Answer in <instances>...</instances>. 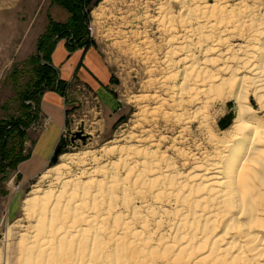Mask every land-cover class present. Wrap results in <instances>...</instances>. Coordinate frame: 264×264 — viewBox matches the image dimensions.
I'll use <instances>...</instances> for the list:
<instances>
[{"label":"bare ground","instance_id":"bare-ground-1","mask_svg":"<svg viewBox=\"0 0 264 264\" xmlns=\"http://www.w3.org/2000/svg\"><path fill=\"white\" fill-rule=\"evenodd\" d=\"M109 1L93 11L95 20ZM150 1L155 17L144 21L165 48L158 60L142 39L148 73L163 74L146 84L155 89L153 112L174 135L170 146L161 152L167 138L142 127L127 138L135 145L116 147L117 162L68 177L76 155H58L40 177L50 180L48 190L35 188L23 201L31 224L18 237L16 264H150L151 254V264H264V0ZM231 101L232 125L216 138L208 111ZM139 107L137 120L146 123L148 110ZM194 123L209 133L213 153L181 148ZM11 234L10 227L1 242Z\"/></svg>","mask_w":264,"mask_h":264},{"label":"rangeland","instance_id":"rangeland-1","mask_svg":"<svg viewBox=\"0 0 264 264\" xmlns=\"http://www.w3.org/2000/svg\"><path fill=\"white\" fill-rule=\"evenodd\" d=\"M149 1L110 0L104 10L105 13L103 12L99 20H95L92 13L103 0H96L87 7V10L89 9L87 24L89 22L92 24L93 34L92 37H85V40L88 41L87 44H82L79 48L83 50L94 49L99 61L110 72L109 83L111 86L109 88L114 95L115 104L109 116H102V102L92 91L85 86H76V83L69 84L63 80L67 84V90L63 96H66L65 103L67 104L65 107L66 120L64 127L61 128L55 148L60 147L59 156L63 154L76 155L70 164V171L65 177L79 175L86 168L97 170L103 166L109 167L112 161L113 163L117 162L119 155L117 150L124 146L135 145L127 138L137 134L142 127L151 129L154 126L152 130L156 129L158 135L160 134L159 136L167 138V143L160 147V150H163L161 152L170 146L171 139L174 138V135L164 131L166 121L160 117L162 113L153 112L156 105L151 101L150 96L155 94V89L146 84L148 80L159 77L160 73H148L150 65L144 63L143 60L146 56V49L144 48L146 45H142V39L149 41L150 47L155 49V55H157L155 58L158 57V60L162 57L165 48L163 46L165 38L156 32L155 25L144 21L145 17H155V3ZM213 1L218 0H210V3ZM234 2L235 0H229L228 5H233ZM256 2L262 3L263 1L256 0ZM51 4L52 0H0V123L16 118L22 111L24 112L23 95L34 81L32 70L36 62L32 58L37 54L36 40L39 36L42 20L44 23L42 27L45 28L52 17V14H48ZM247 4L251 5L249 2ZM56 7L60 9L59 6L56 5ZM39 9H42L43 12ZM170 9L178 26L179 7L172 5ZM52 18L51 20H53ZM65 40L68 44V40ZM235 43L241 42L235 40ZM162 97L166 98V96ZM231 102L227 106L225 102H218L208 111L207 128L209 130H207L216 138H221V132L228 130V127L232 125L236 110L233 101ZM25 104L31 107L33 114L36 113V118L27 128H22L25 135L20 140L16 139V143H9L7 146L8 156L0 164V244L6 239L8 228L11 227L12 233L11 237L4 244H1L6 245L4 247L6 264H16L18 237L31 224V221L23 215V201L32 194L35 188L43 191L48 190L50 180L40 183V177L49 168L59 163V156L55 163L50 161L54 148L45 166L36 176L27 181L23 180L20 170L22 163L30 158L32 147L39 135L46 128H49L45 131L48 136L52 127L47 118L40 117L37 101L25 100ZM252 104L257 110V104L253 99ZM139 106H145L148 110V115L145 114L146 123L140 124L138 121L140 119ZM258 116L262 120L264 119L263 114ZM152 119L156 120L153 121ZM220 120L222 127L218 123ZM217 123L220 127L217 126ZM77 132L81 133L84 140L73 138ZM187 132L189 133H186L188 134L186 142L189 144H183L181 148L188 147L191 152L206 150L208 153H213L214 149L208 143L210 136L206 130L199 128L198 124L194 123ZM177 146L180 147V145ZM169 151H167V155H170L179 167L182 161L175 156L176 154ZM0 154H2L1 151ZM187 167L184 166L181 171H185ZM96 177L99 178V176ZM51 188L52 191L54 190L53 192H56L55 186ZM134 202L137 203V201ZM151 255L154 260L150 258V261H155L157 259L156 254ZM161 255H157L158 258H162L163 255ZM150 261L148 263L151 264ZM157 263L161 264V259ZM138 264L142 263L139 262Z\"/></svg>","mask_w":264,"mask_h":264},{"label":"crops","instance_id":"crops-1","mask_svg":"<svg viewBox=\"0 0 264 264\" xmlns=\"http://www.w3.org/2000/svg\"><path fill=\"white\" fill-rule=\"evenodd\" d=\"M95 1L92 0L90 4ZM56 5L55 3L50 5L51 8H49L48 14H52V17L54 16V18L51 17L54 22H66L69 18V13L59 5L57 6L60 9L57 8ZM39 10L41 11L42 9ZM42 25L39 36L47 27L45 26L44 28ZM50 62L61 80L69 84L76 83V86L87 87L102 102V116L110 115L115 104L114 95L109 88L111 86L109 83L110 72L99 61L94 49L88 48L87 50H83L82 48L76 47L73 50H69L66 40L63 38L58 39L50 54ZM65 102L66 96L63 97L55 91L42 94L39 102V115L41 118H47L52 127L48 132V136L45 131L49 128H46L39 135L38 140L32 147L30 158L22 163L20 170L23 180L27 181L35 177L51 156L60 137L61 128L65 125V107L67 105Z\"/></svg>","mask_w":264,"mask_h":264},{"label":"trees","instance_id":"trees-1","mask_svg":"<svg viewBox=\"0 0 264 264\" xmlns=\"http://www.w3.org/2000/svg\"><path fill=\"white\" fill-rule=\"evenodd\" d=\"M91 1L52 0V3L61 6L69 13V18L63 23L49 19L45 31L37 39V54L32 58L36 62L32 70L34 81L23 95L24 112L22 111L16 118L0 123V151L2 153L0 164L8 156L9 143H16V139L20 140L25 135L22 128H27L36 118V113L33 114L31 107L26 106L25 100H35L39 107L41 96L46 91H55L64 96L67 84L59 78L57 71L51 65L50 54L58 39H67L69 50L87 44L85 37L89 9L84 12V8L91 5Z\"/></svg>","mask_w":264,"mask_h":264},{"label":"water","instance_id":"water-1","mask_svg":"<svg viewBox=\"0 0 264 264\" xmlns=\"http://www.w3.org/2000/svg\"><path fill=\"white\" fill-rule=\"evenodd\" d=\"M73 138H79L81 140H84V137L81 136L80 132L75 133ZM73 138H71V141H73ZM59 152H60V147L55 148V151L53 152V155H52V157L50 159L51 163H55L56 162L57 157L59 155Z\"/></svg>","mask_w":264,"mask_h":264},{"label":"built area","instance_id":"built-area-1","mask_svg":"<svg viewBox=\"0 0 264 264\" xmlns=\"http://www.w3.org/2000/svg\"><path fill=\"white\" fill-rule=\"evenodd\" d=\"M86 11H87V8H84V12ZM86 32H87L86 37H92L93 30H92V24L90 22L86 24Z\"/></svg>","mask_w":264,"mask_h":264}]
</instances>
